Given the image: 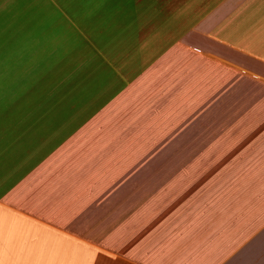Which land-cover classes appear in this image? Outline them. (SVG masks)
Here are the masks:
<instances>
[{"label": "crops", "instance_id": "crops-1", "mask_svg": "<svg viewBox=\"0 0 264 264\" xmlns=\"http://www.w3.org/2000/svg\"><path fill=\"white\" fill-rule=\"evenodd\" d=\"M133 1L0 80V264H264V0Z\"/></svg>", "mask_w": 264, "mask_h": 264}, {"label": "rangeland", "instance_id": "rangeland-1", "mask_svg": "<svg viewBox=\"0 0 264 264\" xmlns=\"http://www.w3.org/2000/svg\"><path fill=\"white\" fill-rule=\"evenodd\" d=\"M18 1L21 0H0V14L7 12ZM130 1L100 0L95 2L88 0L86 3L84 0H25L18 12L23 16L20 25L12 28V25L17 23L7 18L5 27L10 33L6 37L0 36V49L4 45L7 48L4 47L2 53L0 51V80L19 81L26 78L27 81H33L36 76H40L38 80L43 78L41 82L52 81L57 71L68 65L69 60H73V55L87 48L85 44L89 43L90 38H94L99 30V23H102L103 29L106 27V33H110L109 27L119 24V22H115V16L129 14L125 8ZM92 18L94 19L91 23L90 19ZM53 33L57 34L55 37L59 35V39L62 40L58 41L47 37ZM67 34L73 36L75 42L78 35L82 34L88 39V43L76 48L77 51L74 49L70 51L67 58L57 61L56 65H54L55 63L54 66L49 65L51 69L44 73H36L34 71L38 64L36 59L40 60L44 56L51 57L53 53L54 56H58L59 48H63V44H67V41H63L64 38H67ZM19 41L22 46L19 45ZM23 54L28 55L25 61L20 58V56H24ZM47 64L48 62L45 63V65ZM27 87L31 90L34 84L31 83Z\"/></svg>", "mask_w": 264, "mask_h": 264}, {"label": "trees", "instance_id": "trees-1", "mask_svg": "<svg viewBox=\"0 0 264 264\" xmlns=\"http://www.w3.org/2000/svg\"><path fill=\"white\" fill-rule=\"evenodd\" d=\"M94 1L99 2L100 0H94ZM84 2L87 3L88 0H84ZM24 3H25V0L18 1L17 3L14 4V6H11V8L7 12L0 14V36L6 37L10 33V31L7 30V27H5L7 18H10L12 19L14 23H17V24L12 25V28H15L17 25H20V23L22 22L23 16L19 15L18 12L20 11V8L24 5ZM23 33H25V31H23ZM21 39H18V40H21ZM20 42L21 41H19V45L22 46ZM4 47L0 49L1 53L4 51Z\"/></svg>", "mask_w": 264, "mask_h": 264}]
</instances>
